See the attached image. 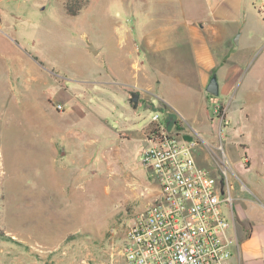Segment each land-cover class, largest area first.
<instances>
[{"label": "rangeland", "instance_id": "1", "mask_svg": "<svg viewBox=\"0 0 264 264\" xmlns=\"http://www.w3.org/2000/svg\"><path fill=\"white\" fill-rule=\"evenodd\" d=\"M69 1H0L1 29H15L0 34V264H124L123 232L157 188L140 163L156 114L198 140L197 163L232 207L255 200L240 205L264 221V34L234 62L222 39L190 35L202 0H88L76 16ZM201 70L216 78L217 97L202 90ZM126 85L141 90L135 111ZM208 147L226 155V175Z\"/></svg>", "mask_w": 264, "mask_h": 264}, {"label": "built area", "instance_id": "2", "mask_svg": "<svg viewBox=\"0 0 264 264\" xmlns=\"http://www.w3.org/2000/svg\"><path fill=\"white\" fill-rule=\"evenodd\" d=\"M152 122L156 126L146 137L140 163L152 173L156 194L123 232L119 254L124 264H231L238 247L231 197L221 180L197 163V139L169 130L158 114ZM208 148L226 175L225 154L217 158Z\"/></svg>", "mask_w": 264, "mask_h": 264}, {"label": "crops", "instance_id": "3", "mask_svg": "<svg viewBox=\"0 0 264 264\" xmlns=\"http://www.w3.org/2000/svg\"><path fill=\"white\" fill-rule=\"evenodd\" d=\"M259 2L261 1L260 0H202V12L200 16L197 18L198 21L196 23L193 21L192 25H190L192 27L190 28L191 30L189 31V33L190 35H194L199 40H202L204 34L206 33L212 34L217 39H222L224 42V46L226 47L224 50L225 53L224 60L234 58V62H237V60L242 61L241 59L238 58L239 54L236 53L237 49L243 47L246 49L247 55L248 52L250 54V52H252L254 48H256L258 45L261 44L260 41L258 40L257 35L264 34V24H259L264 21V6L261 8ZM195 10L198 11V7H195ZM258 16L261 17V20L258 18ZM11 31H15V29L13 30L11 26H7L5 30L1 29L0 27V34L5 37L10 38L8 33ZM234 37H236V43H234L233 41ZM202 42L203 41L199 43ZM196 45L200 46L198 48L202 47L200 44H196ZM14 62L16 64L18 63V65L22 64L24 70L27 69L28 64L25 61L21 60L19 56H16ZM16 73L19 72L16 71ZM211 75L212 74L210 71L209 72L208 71L204 72L202 70L199 71L198 77L202 83L201 85L202 90H205V87L208 84ZM222 78L223 80L227 81L226 74L222 76ZM30 79L33 82L41 81L40 84L37 85L38 89H40L41 85L46 86L45 80L40 78V75L38 76V74H36V76L31 75ZM23 84L24 86L21 85L20 88L18 87V89L22 93H25L29 90L27 79L25 76H23ZM126 86L131 88L132 91H135L133 93L138 94V101H137V106H138L140 101L142 100L141 90L138 87L132 85H126ZM221 90L225 94L230 90V87H228L227 84H224L223 86H221ZM132 91H130L127 95L128 100L130 98V93H132ZM124 95H125L124 96V101H125L126 98L125 92ZM126 106L129 107L131 111H135L137 108V106L136 108H134L132 104L129 105L126 104ZM171 121H172V117L170 116L167 122L170 124ZM151 123L152 125L145 128V131L143 133L144 141L146 142H147L146 137L148 136L147 135L148 132L154 129L156 126V123L153 122ZM147 146H148V142H147ZM121 150L123 149L120 148L119 151ZM118 153L123 155L122 152H118ZM127 177L128 179H126V183H128V181L131 180L133 183L137 184L136 190H140L142 188V184L138 179H135L132 176H127ZM230 189H231V185H230ZM242 189L246 190V187L243 186ZM148 191L150 192L148 199L150 203L156 194V187H154V189L149 188ZM244 202L252 203L255 202V200L252 201L251 199L240 197L238 198V202L234 204V206L232 207L231 222H232L234 236L238 242V247L233 248L231 264H264V221L252 218L244 210L243 206L240 205V203H244Z\"/></svg>", "mask_w": 264, "mask_h": 264}, {"label": "water", "instance_id": "4", "mask_svg": "<svg viewBox=\"0 0 264 264\" xmlns=\"http://www.w3.org/2000/svg\"><path fill=\"white\" fill-rule=\"evenodd\" d=\"M234 43H236V39L234 40ZM87 50L93 55H97L99 53V50L95 49L91 43H87ZM205 91L211 96L214 97L218 96L219 90H218L216 78L214 76L210 77L208 84L205 87ZM137 101H138V94L132 92L131 97L129 99V103L132 104L134 108H136Z\"/></svg>", "mask_w": 264, "mask_h": 264}, {"label": "trees", "instance_id": "5", "mask_svg": "<svg viewBox=\"0 0 264 264\" xmlns=\"http://www.w3.org/2000/svg\"><path fill=\"white\" fill-rule=\"evenodd\" d=\"M88 3V0H70L66 3L64 11L68 16H76L78 12ZM153 131L150 130L147 135Z\"/></svg>", "mask_w": 264, "mask_h": 264}, {"label": "flooded vegetation", "instance_id": "6", "mask_svg": "<svg viewBox=\"0 0 264 264\" xmlns=\"http://www.w3.org/2000/svg\"><path fill=\"white\" fill-rule=\"evenodd\" d=\"M130 97H131V93H130ZM130 99V98H129Z\"/></svg>", "mask_w": 264, "mask_h": 264}]
</instances>
